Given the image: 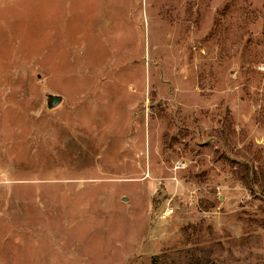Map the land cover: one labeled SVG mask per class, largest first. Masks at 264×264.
Segmentation results:
<instances>
[{"label":"rangeland","instance_id":"374dc122","mask_svg":"<svg viewBox=\"0 0 264 264\" xmlns=\"http://www.w3.org/2000/svg\"><path fill=\"white\" fill-rule=\"evenodd\" d=\"M154 257L264 264V0H0V264Z\"/></svg>","mask_w":264,"mask_h":264},{"label":"built area","instance_id":"2783aa9c","mask_svg":"<svg viewBox=\"0 0 264 264\" xmlns=\"http://www.w3.org/2000/svg\"><path fill=\"white\" fill-rule=\"evenodd\" d=\"M181 165H177L176 168H180ZM175 212V209L172 206L165 207L159 214L160 219H168Z\"/></svg>","mask_w":264,"mask_h":264},{"label":"trees","instance_id":"16d2710c","mask_svg":"<svg viewBox=\"0 0 264 264\" xmlns=\"http://www.w3.org/2000/svg\"><path fill=\"white\" fill-rule=\"evenodd\" d=\"M154 264H158V259L156 257H154Z\"/></svg>","mask_w":264,"mask_h":264}]
</instances>
